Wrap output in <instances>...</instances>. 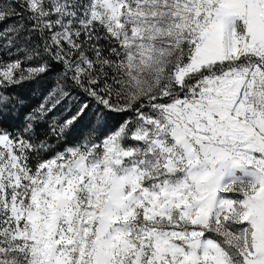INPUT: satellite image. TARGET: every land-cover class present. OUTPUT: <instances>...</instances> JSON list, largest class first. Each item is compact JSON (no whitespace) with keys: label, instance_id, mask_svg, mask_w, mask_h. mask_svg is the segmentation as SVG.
<instances>
[{"label":"snow or ice","instance_id":"snow-or-ice-1","mask_svg":"<svg viewBox=\"0 0 264 264\" xmlns=\"http://www.w3.org/2000/svg\"><path fill=\"white\" fill-rule=\"evenodd\" d=\"M0 264H264V0H0Z\"/></svg>","mask_w":264,"mask_h":264},{"label":"trees","instance_id":"trees-1","mask_svg":"<svg viewBox=\"0 0 264 264\" xmlns=\"http://www.w3.org/2000/svg\"><path fill=\"white\" fill-rule=\"evenodd\" d=\"M20 92L22 95L28 98L32 106L38 104L43 95V90L39 87H24L20 89Z\"/></svg>","mask_w":264,"mask_h":264}]
</instances>
